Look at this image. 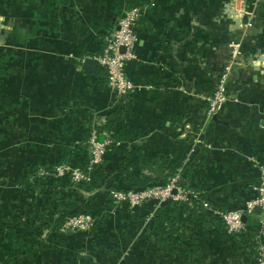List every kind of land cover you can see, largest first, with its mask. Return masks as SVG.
I'll return each instance as SVG.
<instances>
[{
    "label": "crops",
    "instance_id": "crops-1",
    "mask_svg": "<svg viewBox=\"0 0 264 264\" xmlns=\"http://www.w3.org/2000/svg\"><path fill=\"white\" fill-rule=\"evenodd\" d=\"M225 2L139 0L126 73L141 87L117 100L102 67L88 72L83 62L100 54L127 0H0V264H256L250 235L228 233L211 211L178 223V242L159 239L151 225L162 204L153 200L104 210L109 222L89 233L49 228L66 204L102 209L109 189L131 186L128 170L162 183L170 166H184L189 186L221 210L255 195L264 162V0L242 22L226 16ZM234 40L241 49L229 100L208 117L224 72L210 66L226 67ZM94 119L107 120L95 125L111 143L103 174L85 189L56 168L86 164Z\"/></svg>",
    "mask_w": 264,
    "mask_h": 264
},
{
    "label": "built area",
    "instance_id": "built-area-1",
    "mask_svg": "<svg viewBox=\"0 0 264 264\" xmlns=\"http://www.w3.org/2000/svg\"><path fill=\"white\" fill-rule=\"evenodd\" d=\"M261 0H226L224 12L226 16L238 21L253 19ZM142 8L134 6L128 8L120 18L117 26L105 38V45L100 54L95 56L102 67L104 81L108 90L113 96L120 100L125 96L134 93L141 87L139 84L130 80L126 73L128 60L136 57L135 46L138 41L136 28L140 27ZM241 42L234 40L231 42L230 59L226 64V69L217 79L215 89L207 98V116L216 115L229 100L226 90L227 80L233 65L237 63L240 55ZM97 120L99 122H106ZM96 127V126H95ZM97 128L91 132L89 143V153L91 165L102 163L107 149L111 143L109 137L104 140L99 139ZM103 135L107 136L106 133ZM72 168L67 164H60L56 168L58 176H69L74 184L91 181L92 166ZM45 173V172H42ZM110 197L119 206L123 202L129 203L130 207H137L147 201H157L163 204L169 201L194 204L198 211L204 213L211 211L215 217L223 223L228 233L233 235L248 234L252 239L256 255V264H264V162L259 166V182L255 187V195L245 201L241 208L221 210L213 206V203L204 199L200 192L194 190L184 181V170L178 168L171 174L164 183L149 185L143 189H112ZM158 205V206H159ZM256 207L260 208V214H255ZM197 211V212H198ZM244 216L248 218L257 216V223L250 225L244 221ZM98 219L92 214L82 212L70 218L63 230L68 228L89 233L97 225Z\"/></svg>",
    "mask_w": 264,
    "mask_h": 264
},
{
    "label": "trees",
    "instance_id": "trees-1",
    "mask_svg": "<svg viewBox=\"0 0 264 264\" xmlns=\"http://www.w3.org/2000/svg\"><path fill=\"white\" fill-rule=\"evenodd\" d=\"M128 7L132 8L134 6H138L139 0H127ZM109 120V119H108ZM111 126H106V128L111 129ZM105 157V156H104ZM89 166V157L87 158L86 164L83 166L84 168ZM92 166V178L91 181H84L80 185L85 188L89 189L91 186H94L95 181L97 180V177L101 176L103 174L104 169V159L102 163L97 165H91ZM179 167H173L170 166V169L174 168V172L180 168ZM124 169H128L127 167ZM127 172V171H126ZM128 182L130 183L129 188H123L121 190L127 191L130 189H143L149 185L157 184V182H148L147 179L141 178L138 174H134L132 172H129L128 170ZM110 195V189L109 193ZM129 205L127 202L121 203L119 206ZM161 205V204H160ZM102 209L98 208L97 210L93 209H86V211L80 210V208H73L72 205L66 204L62 206L60 209L56 210L51 218L50 229L52 230H62L66 224V222L72 218L73 216H76L82 212L92 213L97 219V224L104 222H109V220L106 218V214L104 213V210L111 209L116 205L115 201L109 197L105 202H103ZM153 215L152 218V230L156 233L157 237L164 241H172L173 243H176L179 241L180 237L183 236V231H181V228L179 229L178 223L181 224L182 227H185L184 222H190L191 217L196 212V206L194 204L189 203H182L178 201H169L163 203L161 206ZM96 229V227H95ZM184 229V228H183ZM93 231V230H92ZM90 231V232H92Z\"/></svg>",
    "mask_w": 264,
    "mask_h": 264
},
{
    "label": "water",
    "instance_id": "water-1",
    "mask_svg": "<svg viewBox=\"0 0 264 264\" xmlns=\"http://www.w3.org/2000/svg\"><path fill=\"white\" fill-rule=\"evenodd\" d=\"M99 67V62L96 58L94 57H87L85 58L84 62H83V69L88 71V72H96L98 70ZM211 70L214 72H222L225 70V64H223L222 66H218V64L216 62H214L212 64V66H210ZM255 214H260V208L256 207L254 210ZM244 221H247V217L244 216ZM81 264H91L90 260L87 259L86 257H83L81 259Z\"/></svg>",
    "mask_w": 264,
    "mask_h": 264
},
{
    "label": "rangeland",
    "instance_id": "rangeland-1",
    "mask_svg": "<svg viewBox=\"0 0 264 264\" xmlns=\"http://www.w3.org/2000/svg\"><path fill=\"white\" fill-rule=\"evenodd\" d=\"M261 1H262V0H261ZM261 1L258 3V8H257V9L260 8V5H261V3H262ZM257 9H256V10H257ZM3 36H5V35H4V34L0 35V41H1V39L3 38ZM0 45H1V44H0ZM96 120H97V119H96ZM96 120L94 119V120H92V122L90 123V127H91V129L88 130L89 133H87L86 138H85V140H86V144H87V148H88V152H89V146H88L89 143H88V141H89V139H90L91 132H92V130L95 129V128H97V130H99L98 127H95V126H96V125H95V124H96V123H95ZM88 131H87V132H88ZM88 157H89V165H91V156H90V153H89V156H88ZM77 167H79V166H77ZM72 168H76V167L72 166ZM182 168H183V170L185 169L184 166H182ZM91 171H92V170H91ZM173 172H174V171L171 172V171L168 169V175H167V176H170L171 174H173ZM167 180H168V179H166V181H167ZM166 181H165V182H166ZM184 181L186 182L185 179H184ZM162 183H164V182L162 181ZM186 183H187V182H186ZM156 205H159V204L156 203ZM76 264H77V263H76Z\"/></svg>",
    "mask_w": 264,
    "mask_h": 264
}]
</instances>
